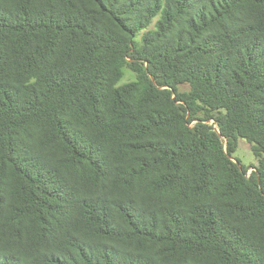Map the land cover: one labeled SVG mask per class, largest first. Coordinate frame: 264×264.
I'll list each match as a JSON object with an SVG mask.
<instances>
[{
  "label": "trees",
  "instance_id": "trees-1",
  "mask_svg": "<svg viewBox=\"0 0 264 264\" xmlns=\"http://www.w3.org/2000/svg\"><path fill=\"white\" fill-rule=\"evenodd\" d=\"M0 264H264V0H0Z\"/></svg>",
  "mask_w": 264,
  "mask_h": 264
},
{
  "label": "rangeland",
  "instance_id": "rangeland-1",
  "mask_svg": "<svg viewBox=\"0 0 264 264\" xmlns=\"http://www.w3.org/2000/svg\"><path fill=\"white\" fill-rule=\"evenodd\" d=\"M128 77L124 80L126 82ZM183 90H187V86H183ZM235 157L242 161V163L249 168H253L258 166L259 162L257 158L254 156L251 147L248 145V142L245 140H240V147L238 152L235 154Z\"/></svg>",
  "mask_w": 264,
  "mask_h": 264
},
{
  "label": "water",
  "instance_id": "water-1",
  "mask_svg": "<svg viewBox=\"0 0 264 264\" xmlns=\"http://www.w3.org/2000/svg\"><path fill=\"white\" fill-rule=\"evenodd\" d=\"M175 97H176V96H175V94H174V98H175ZM180 103H181V102L178 101V104H180ZM207 123L215 124V130H216V132H217V133L221 136V138L224 140V137L221 135V132H220V130H219V128H218V125L215 123V121L212 120V121H208ZM226 146H227V143H226V141H225V143H224L225 150H226ZM230 159H231L234 163L238 164V165L240 166V168L242 169V166H241L240 162H239L236 158L230 156ZM254 170H255V168H254V169H251V170L249 171V175H250Z\"/></svg>",
  "mask_w": 264,
  "mask_h": 264
},
{
  "label": "clouds",
  "instance_id": "clouds-1",
  "mask_svg": "<svg viewBox=\"0 0 264 264\" xmlns=\"http://www.w3.org/2000/svg\"><path fill=\"white\" fill-rule=\"evenodd\" d=\"M33 82H35V81H33ZM124 84H125V82L124 81H119V82H117V84L116 85H114L115 87H117V88H119V87H122V86H124Z\"/></svg>",
  "mask_w": 264,
  "mask_h": 264
}]
</instances>
